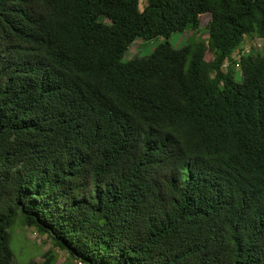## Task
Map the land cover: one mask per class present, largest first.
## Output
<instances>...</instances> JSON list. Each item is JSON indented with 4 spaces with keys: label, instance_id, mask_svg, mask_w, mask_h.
Segmentation results:
<instances>
[{
    "label": "trees",
    "instance_id": "1",
    "mask_svg": "<svg viewBox=\"0 0 264 264\" xmlns=\"http://www.w3.org/2000/svg\"><path fill=\"white\" fill-rule=\"evenodd\" d=\"M17 220L84 264H264V0H0V264Z\"/></svg>",
    "mask_w": 264,
    "mask_h": 264
},
{
    "label": "rangeland",
    "instance_id": "2",
    "mask_svg": "<svg viewBox=\"0 0 264 264\" xmlns=\"http://www.w3.org/2000/svg\"><path fill=\"white\" fill-rule=\"evenodd\" d=\"M146 0H140V9H143ZM210 19V13L200 14V23L204 27L207 25ZM191 29H187L183 32H174L168 38L171 44L174 46H182L187 43V38L191 34ZM203 38L207 37V33L203 30L200 32ZM162 37H157L149 40H143L142 38L136 39L128 48L125 53L124 60L133 59L137 56H146L151 54L155 47L160 43ZM256 45L257 47L263 45L259 38H256L250 45ZM248 47L247 45L245 48ZM237 51V50H236ZM207 59H211L210 52H207ZM238 69L239 66L236 65ZM10 233V246L13 251V264H30L33 260H41L44 251L53 249L58 255V262L62 264L76 263L84 264L83 262L71 258L67 252L63 249L53 246L52 240L46 234H40L35 227L22 224L19 220L13 222L8 228Z\"/></svg>",
    "mask_w": 264,
    "mask_h": 264
},
{
    "label": "built area",
    "instance_id": "3",
    "mask_svg": "<svg viewBox=\"0 0 264 264\" xmlns=\"http://www.w3.org/2000/svg\"><path fill=\"white\" fill-rule=\"evenodd\" d=\"M261 43H262V42H261ZM253 45H254V44H253ZM247 46H248V47L245 48V51H248V50H249V45H247ZM254 46H256V45H254ZM259 47H260V46H259ZM240 54H241V52H240L239 50H237V51L234 52L233 56H234L235 58L239 59ZM236 65H238L239 68H240L239 63H237Z\"/></svg>",
    "mask_w": 264,
    "mask_h": 264
}]
</instances>
